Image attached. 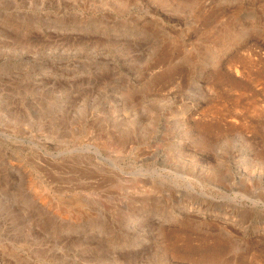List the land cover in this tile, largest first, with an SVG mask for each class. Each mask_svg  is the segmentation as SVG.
I'll return each instance as SVG.
<instances>
[{"label": "rangeland", "instance_id": "1", "mask_svg": "<svg viewBox=\"0 0 264 264\" xmlns=\"http://www.w3.org/2000/svg\"><path fill=\"white\" fill-rule=\"evenodd\" d=\"M0 264H264V0H0Z\"/></svg>", "mask_w": 264, "mask_h": 264}]
</instances>
